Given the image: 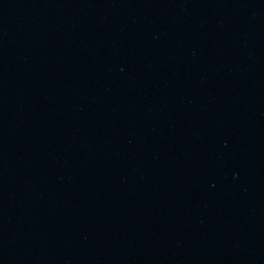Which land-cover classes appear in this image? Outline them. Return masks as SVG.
I'll list each match as a JSON object with an SVG mask.
<instances>
[{"label": "water", "instance_id": "water-1", "mask_svg": "<svg viewBox=\"0 0 264 264\" xmlns=\"http://www.w3.org/2000/svg\"><path fill=\"white\" fill-rule=\"evenodd\" d=\"M0 264H264V0H0Z\"/></svg>", "mask_w": 264, "mask_h": 264}]
</instances>
